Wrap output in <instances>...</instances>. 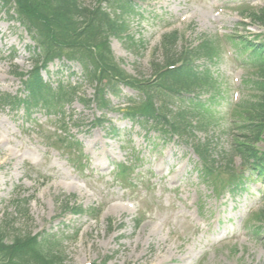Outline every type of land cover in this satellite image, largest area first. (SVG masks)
<instances>
[{"label":"rangeland","instance_id":"rangeland-1","mask_svg":"<svg viewBox=\"0 0 264 264\" xmlns=\"http://www.w3.org/2000/svg\"><path fill=\"white\" fill-rule=\"evenodd\" d=\"M80 2L93 6L95 0ZM139 4L142 20L130 22L133 47L111 41L117 62L129 75L147 79L152 57L157 62L162 59L160 39L167 27L180 35L176 52L215 37L220 58L208 66L216 87L203 89L212 94L204 93L200 101L210 107L216 124H222L231 96H245L242 82L248 76L223 37L236 34L254 42L264 40V25L249 17L251 11L264 9V0H140ZM240 21L246 26L236 25ZM255 35L258 37L253 38ZM31 45L22 28L8 23L1 14L0 94L24 95L19 92L21 83L11 76L7 58L14 52L13 64L19 72H28ZM42 77L53 85L60 81L78 84L80 94L87 98L94 92L78 65L55 61ZM120 91L117 98L107 96L116 108L135 95L125 87ZM63 112L68 135L80 142L87 161L82 170L69 164L66 151L45 145L55 133V115L36 110L28 118L23 109L12 113L0 107V221L13 218L18 228L63 238L68 264H101L105 258L107 264H264L263 244L241 229L248 208L257 203L256 189L262 180L247 183L245 191L234 198L229 194L215 198L198 176L197 157L182 141L173 138L162 143L157 134L131 127L112 111L106 113L103 125L94 128L92 121L102 115L101 111L94 106L84 109L76 101ZM208 129L196 136L208 141L215 152L225 149L226 136L218 134L213 124ZM260 147L264 150V143ZM133 153L139 160L135 182L123 188L113 180L112 170L116 164L129 161ZM239 163L235 158L234 165ZM30 196L29 219L22 222L9 202ZM68 198L71 205L100 208L99 217L62 214L59 201ZM139 212L143 220L137 225Z\"/></svg>","mask_w":264,"mask_h":264},{"label":"trees","instance_id":"trees-1","mask_svg":"<svg viewBox=\"0 0 264 264\" xmlns=\"http://www.w3.org/2000/svg\"><path fill=\"white\" fill-rule=\"evenodd\" d=\"M2 1L7 5L13 3L18 18L24 23L27 30L32 34L34 29H37L40 33L38 34L39 37H43L47 42L53 33L58 37L64 35L63 38H69L68 41H70L72 38L71 34L75 33V29L79 27L78 24L73 27L71 26V17H76L75 12L69 6L75 3L73 0ZM115 1L120 2L121 0ZM118 2L116 4L120 5ZM87 30L93 33L96 32L93 27H88ZM250 47L254 49L251 53L252 62L264 60V54L260 53L262 50L261 47ZM201 50L207 56H211L209 48L206 45H202ZM171 75V77H166V79L172 80L174 82L173 87L177 86L178 89L191 88L203 79L201 74L195 73L189 66H183L171 72ZM256 88L258 89L257 91L262 93L260 99L254 103L247 102L241 104L233 112V117L238 121L237 124L239 126L238 128L235 125V129L244 133L242 138H239V140L235 139V151L247 155V157H254L250 145L257 143L264 134V83L257 84ZM37 92L33 82L27 102H35L37 100ZM185 114L182 111L177 116H179L180 120L184 121ZM163 118L165 119V116ZM170 120L171 122L167 123L171 132L177 133L184 129V126L174 120V118ZM199 154L205 164V173L208 174L209 172L212 178L214 161L209 159V155H206V152H199ZM207 166L210 168L208 172H206ZM260 217L264 220V212L260 214ZM47 238L37 241L28 234L22 236L17 235L13 238L12 244L7 245L4 242V233L0 231V264H62V258L55 251L53 241Z\"/></svg>","mask_w":264,"mask_h":264}]
</instances>
